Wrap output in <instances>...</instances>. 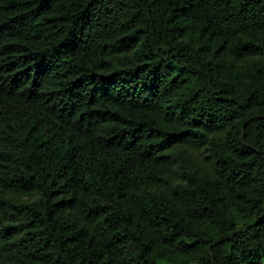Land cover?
Listing matches in <instances>:
<instances>
[{
	"label": "trees",
	"instance_id": "trees-1",
	"mask_svg": "<svg viewBox=\"0 0 264 264\" xmlns=\"http://www.w3.org/2000/svg\"><path fill=\"white\" fill-rule=\"evenodd\" d=\"M0 264H264V0H0Z\"/></svg>",
	"mask_w": 264,
	"mask_h": 264
}]
</instances>
